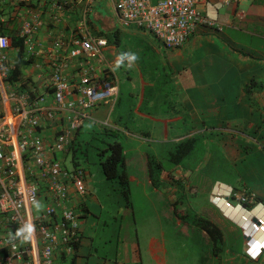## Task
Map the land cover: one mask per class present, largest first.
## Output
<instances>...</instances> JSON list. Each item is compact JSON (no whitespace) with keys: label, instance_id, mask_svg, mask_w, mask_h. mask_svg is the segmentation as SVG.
I'll use <instances>...</instances> for the list:
<instances>
[{"label":"built area","instance_id":"1","mask_svg":"<svg viewBox=\"0 0 264 264\" xmlns=\"http://www.w3.org/2000/svg\"><path fill=\"white\" fill-rule=\"evenodd\" d=\"M95 1L56 0L52 15L56 26L60 12L82 5L67 35L51 41L50 76L43 93L37 92L31 77L20 87L6 82L13 67L11 47L0 33V264H55L56 256L72 258L80 243V215L75 210L87 193L88 180L74 158L71 168L64 158L84 122H94L93 111L104 103L113 108L119 99L118 79L105 54L108 40L92 27ZM220 1L236 5L252 0ZM110 3L123 28L147 32L166 50L181 48L198 26L221 28L198 11L201 0ZM41 26L38 15L21 24L19 38L28 59ZM34 55L33 67L41 71L40 54ZM72 63L77 75L70 81L65 72ZM219 201L224 216L241 229L244 253L264 264V207L254 194L232 189Z\"/></svg>","mask_w":264,"mask_h":264},{"label":"crops","instance_id":"2","mask_svg":"<svg viewBox=\"0 0 264 264\" xmlns=\"http://www.w3.org/2000/svg\"><path fill=\"white\" fill-rule=\"evenodd\" d=\"M55 2L56 0H0V33L6 35L11 42L19 39L20 27L24 20L38 15L42 22L35 35V43L28 53L31 58L28 59L24 50L19 54L13 47L8 52L10 64L19 62L24 78L31 77L29 81L36 82L34 87L40 93L44 92L50 76L47 57L51 50V41L55 36L67 35L74 22L73 15H76L82 5L76 3L71 9L60 12L61 22L56 26L52 19V15L56 13L53 7ZM98 6L117 22L119 20L113 12L110 0L95 1L91 17L105 26L115 39L114 43L107 39L108 47L105 50L115 76L117 77V69L122 72L121 75L123 79L126 78L128 84L136 81L141 94L152 89V80L158 85L171 77L169 80L173 82V87L169 94L176 96L174 100L180 108V111L172 112L171 122L179 125L184 124L186 119L197 126H207V130L210 129L211 132H218L219 157L225 159V164L222 165L221 162L219 167L227 172L233 168L232 173L235 174L233 185L229 181L220 184L254 194L256 200L264 207V180L257 177L259 169L254 170L253 161L248 160L250 157H257L260 150L264 151V0L243 1L236 5H225L220 0H201L198 11L216 21L221 28L219 30L198 26L185 44L176 50H166L147 32L136 28L124 30L121 38L117 24L105 20L102 12L98 11ZM93 22L94 20V33L105 37ZM108 24L111 26L108 27ZM121 41L124 45L119 50ZM35 53L40 54L39 58L44 64L41 71L33 67L32 62L36 58L32 56H35ZM133 55L135 59H129V56ZM76 69L77 66L73 63L67 68L65 73L70 81L77 75ZM152 72L157 73L158 78H153ZM146 73L150 76L148 80L144 78ZM161 75L163 79L160 78V81ZM131 87L126 89L130 96ZM120 91L119 86L118 101ZM108 108L112 107L104 103L93 113L104 119L107 117ZM137 113L142 117L141 113ZM148 117L155 122L152 117ZM158 119L162 120L159 117ZM120 121V116L113 119L110 133L123 141L128 139V135L129 139H136L137 137L133 138L128 130L120 127ZM193 138V134H188L175 142ZM138 140L142 138L139 137ZM262 156L264 160V155ZM86 197L87 193L82 199L83 202L76 208L81 212L80 243L72 258L56 256L55 264H82L85 258H91L92 242L87 241L88 223L84 222L88 214L87 207L84 206ZM221 231L224 237L223 229ZM244 244L243 239L241 252L222 264H258L244 253ZM136 247L131 248L129 253V261L132 264L141 263L142 259V255H135L139 252ZM158 253H161L160 249L151 243L150 255L154 262L158 260ZM211 264H214V261ZM217 264H221V261Z\"/></svg>","mask_w":264,"mask_h":264},{"label":"rangeland","instance_id":"3","mask_svg":"<svg viewBox=\"0 0 264 264\" xmlns=\"http://www.w3.org/2000/svg\"><path fill=\"white\" fill-rule=\"evenodd\" d=\"M97 9L105 20L117 24L121 38L124 30L130 29L123 28L103 8ZM91 19L97 30L114 43V36L105 26L93 16ZM123 45L121 41L119 50ZM115 72L120 81V100L108 108L104 119L93 113L94 122H84L77 132L74 148L64 158L68 168L73 167L71 159L74 158L88 180L84 204L88 214L84 222L88 223L86 236L92 242V251L91 258H85L82 264H132L129 253L136 246L139 252L135 255H142L141 263L137 264H211L213 261L222 264L230 260L241 252L243 239L239 227L223 215L221 204L215 199L220 195V182L229 181L233 185L235 176L233 168L227 172L219 167L225 159L219 157L218 132L186 119L184 124L171 122L172 112L180 111L174 100L176 96L169 94L173 87L171 77L158 85L152 80V89L141 94L136 81L130 85L120 70ZM152 74L158 78L157 73ZM149 77V73L144 76L146 80ZM128 86H132L131 96L126 93ZM117 116L121 117L120 127L136 139H129L128 135L123 141L110 133ZM105 122L107 126L102 125ZM188 134L194 137L184 140L191 147L188 153H176L171 161V154H175L180 143L175 140ZM114 141L124 146L122 172L127 177L124 183L120 179L107 180L102 172V163L108 155L106 149ZM263 153L260 150L257 157L248 159L253 161L254 170L259 169L257 177L262 181ZM147 161L151 164L152 176L148 173ZM199 218L214 222L224 231L216 255H212L213 245L208 236L197 227ZM151 243L161 251L155 262L150 255Z\"/></svg>","mask_w":264,"mask_h":264},{"label":"trees","instance_id":"4","mask_svg":"<svg viewBox=\"0 0 264 264\" xmlns=\"http://www.w3.org/2000/svg\"><path fill=\"white\" fill-rule=\"evenodd\" d=\"M108 39V38H106ZM10 47L16 48L19 51V54L23 53V42L22 40L16 39L14 41L9 40ZM30 63V62H29ZM29 78L25 77L21 73V64L19 62L15 63L12 67V70L9 74V76L6 78V82L9 85H12V87H17L19 84L24 85L25 80H28ZM189 141L187 142H180L179 145L175 149V154H171L170 160L172 161L175 157L176 153H182L183 155H186L190 149ZM108 151V155L105 159V161L102 163V172L107 180H116L120 179L121 182L124 183V180L127 182V177L125 172H122V168L125 164V151L124 146L119 141H114L113 143L109 144L108 148L106 149ZM105 150V151H106ZM182 155V156H183ZM179 156V155H177ZM148 166V173L152 176V172L150 169V162L147 161ZM85 212V210H83ZM197 227L199 230H201L205 235L208 236L210 245H213V247H210L212 250V255H216L217 250L219 249V244L223 242V234L221 229L214 224L212 221L208 219H202L199 218L197 222Z\"/></svg>","mask_w":264,"mask_h":264},{"label":"clouds","instance_id":"5","mask_svg":"<svg viewBox=\"0 0 264 264\" xmlns=\"http://www.w3.org/2000/svg\"><path fill=\"white\" fill-rule=\"evenodd\" d=\"M129 59H132V60H134L135 59V56L133 55V56H129ZM219 185H221V187H219V194L222 196V193H226V192H228L230 189H232V190H234V191H237V190H235L234 188H232V187H228V186H224L223 184H219ZM237 192H243V191H237ZM219 195V198H215L216 200H220V196ZM257 201V200H256ZM217 203V202H216ZM219 203H220V201H219ZM218 204V203H217ZM257 204H260L258 201H257ZM219 205V204H218ZM78 213V212H77ZM79 213H81V212H79ZM78 213V214H79ZM80 215V214H79ZM224 215V214H223ZM230 221V220H229ZM232 222V221H231ZM233 223H235V222H233ZM236 224V223H235ZM237 225V224H236ZM238 226V225H237ZM239 227V226H238ZM239 229H240V227H239ZM31 227H29L28 228V231L29 232H31ZM240 232H241V229H240ZM241 235H242V233H241ZM243 237V236H242ZM244 239V238H243ZM245 241V240H244Z\"/></svg>","mask_w":264,"mask_h":264}]
</instances>
